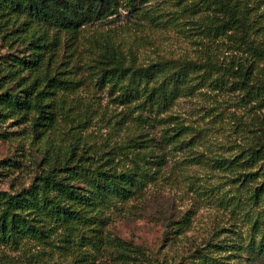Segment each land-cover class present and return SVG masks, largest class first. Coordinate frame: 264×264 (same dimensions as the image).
I'll return each instance as SVG.
<instances>
[{"label": "rangeland", "instance_id": "rangeland-1", "mask_svg": "<svg viewBox=\"0 0 264 264\" xmlns=\"http://www.w3.org/2000/svg\"><path fill=\"white\" fill-rule=\"evenodd\" d=\"M198 1L148 0L132 7L120 0L116 13L75 35L47 30L43 43L51 44L37 73L50 63V75L58 73L73 88L51 95L55 121L39 133L31 128V114L25 122L0 121V189L26 187L45 161H63L71 152L117 171L138 163L148 175L134 197L104 209L99 249L91 245L95 232L87 231L70 249L58 239L50 246L0 245V264L28 254L34 264H71L79 251L85 255L78 264H117L113 237L144 248L151 264H191L196 249L231 264H264V254L256 252L264 193L250 197L264 181V160L232 168L211 160H239L240 154L247 160L251 147L264 144V99L254 89L264 78V0L238 1L256 52L236 42L233 31H208L212 7H194ZM45 30L23 26L12 48L0 45V54H29L27 43ZM107 48L124 66L192 61L203 67L188 72L189 87L167 106H144L142 97L126 101L118 87L97 82L102 71L96 60ZM238 63L251 72V92L240 84ZM6 159L17 167H5ZM242 174H249L246 180Z\"/></svg>", "mask_w": 264, "mask_h": 264}, {"label": "trees", "instance_id": "trees-1", "mask_svg": "<svg viewBox=\"0 0 264 264\" xmlns=\"http://www.w3.org/2000/svg\"><path fill=\"white\" fill-rule=\"evenodd\" d=\"M146 1L127 0L132 7ZM238 1L199 0L194 7H212L213 14L207 17L205 26L208 31L220 34L233 31L236 42L247 44L256 52L257 48L247 37L245 12L239 7ZM119 4L120 0H0V45L6 43L12 48L11 43L18 41V31L23 26L46 28L27 43L28 47L31 46L29 54H0V121L15 118L17 122H25L31 114L34 133H39L40 127L51 126L55 121L56 110L51 95L57 91L67 92L73 88L70 85L73 82L58 78L56 72L51 76L50 63H47L44 72L37 73L44 64L45 48L51 44L43 43V36L48 29L75 35L87 24L116 13ZM117 55L111 48L98 54L96 61L102 74L97 82L108 83L111 89L118 87L120 97L126 101L128 97H133V100L142 97L141 105L144 106H167L182 89L189 87L188 72L203 67L192 61L177 62L171 66L168 62L124 66ZM114 63L118 64L110 68ZM235 72L238 73L240 84L246 86L247 92H251L248 88L252 79L249 69L238 63ZM42 82L44 86L40 88ZM254 86H250L251 89H255L258 96L264 99V78L260 84L255 82ZM249 151V157L243 161H240L242 154L237 156L239 160H211L219 167L228 168L237 167L243 162L249 164L250 160L253 163L256 159L264 160V144L257 143ZM71 154L63 161H45L43 165L46 168L38 171L32 181L20 190L10 192L0 189V245L15 249L24 248L26 242L35 246H50L55 245L53 243L58 239L66 249H70L72 243L77 244L73 242L77 237L83 243L85 233L94 231L95 234L91 235V238L94 237L92 249H99L101 238L98 232L104 223V209L115 201L134 197L142 189L148 174L139 170L138 163L134 170L117 171L104 168L103 162H91L90 156L83 153L76 156ZM7 161L2 162L5 167H17L15 161L11 164ZM248 175L242 174L244 180ZM262 193L264 181L253 190L250 197L257 199ZM256 232L260 234L256 252L264 254V231ZM111 240L119 253L117 264L152 263L144 248L119 237ZM196 252L199 254L194 256L191 264H231L225 256L212 255L200 249H196ZM83 255L85 252H77L71 264L81 263ZM31 256H25L24 261L19 258L3 264H34Z\"/></svg>", "mask_w": 264, "mask_h": 264}]
</instances>
